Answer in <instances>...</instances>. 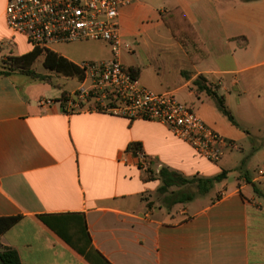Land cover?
I'll list each match as a JSON object with an SVG mask.
<instances>
[{
	"label": "crops",
	"instance_id": "1",
	"mask_svg": "<svg viewBox=\"0 0 264 264\" xmlns=\"http://www.w3.org/2000/svg\"><path fill=\"white\" fill-rule=\"evenodd\" d=\"M148 1L153 5L135 0L122 10L125 38L165 26L161 14L180 8L206 45L209 58L217 45L218 57L232 56L235 68L212 72L205 67L208 58L193 64L188 50L165 26L176 42L170 48L185 80L172 92L197 88L199 94L188 92L184 102L179 101L190 103L219 134L238 139L223 134L202 114L204 103L198 104L195 96L206 91L195 81L202 77V85L228 94L224 79L214 75H240L231 83L240 93L239 117H233L254 141V153L262 162L251 173L246 160L231 167L228 157L212 170L210 162L197 157L160 123L71 112L61 101L68 93L59 90L57 83L37 82L22 74L17 75L29 79L17 82L15 74L0 75V218L21 217L1 236L0 245L16 250L21 264H264V175H260L264 168V0ZM5 6L2 0L0 67L7 57L32 51L24 41L28 48L16 52L19 36L7 27ZM128 67L139 70L144 86L162 91L158 84L143 83L140 67ZM251 91L256 92L253 98ZM223 98L230 107V96ZM133 143L141 144L153 162L152 175L140 169L128 151ZM253 144L246 142L251 150ZM246 150L243 145L239 148ZM163 168L188 178H211L223 171L228 176L214 186L215 196L191 212L177 205L168 209L157 200ZM175 189L180 190L173 187L170 193ZM43 218L66 234L82 233L85 225L91 244L79 253Z\"/></svg>",
	"mask_w": 264,
	"mask_h": 264
},
{
	"label": "built area",
	"instance_id": "2",
	"mask_svg": "<svg viewBox=\"0 0 264 264\" xmlns=\"http://www.w3.org/2000/svg\"><path fill=\"white\" fill-rule=\"evenodd\" d=\"M134 1L6 0L5 21L13 35L23 38L32 49L52 50L55 45L75 42H104L110 46L112 59L77 65L84 80L66 95L65 103L71 112L160 123L198 157L210 163L220 162L229 150L238 147L206 124L173 92H155L145 87L122 63L126 43L120 16ZM131 153L138 166L148 171L153 162L141 151ZM260 175H264V168Z\"/></svg>",
	"mask_w": 264,
	"mask_h": 264
},
{
	"label": "rangeland",
	"instance_id": "3",
	"mask_svg": "<svg viewBox=\"0 0 264 264\" xmlns=\"http://www.w3.org/2000/svg\"><path fill=\"white\" fill-rule=\"evenodd\" d=\"M144 4L153 5L152 2L146 0H139ZM2 0H0L1 4ZM123 39L127 42L124 44L122 49L121 59L123 63L127 66L134 65L136 67H140L142 70V81L143 83L146 81L148 83H155L159 86H162V91H157L152 89L151 87L145 85V87L154 90L156 92H163V91H174L176 88L182 86L185 80L183 77L178 73V62L175 58V50L172 47L174 43V39L172 38L169 30L163 26L161 28H157L153 31H147L141 34V36L133 35V37L128 36L125 38V33L122 28ZM18 49L16 52H22L28 48L25 44L24 40L21 37L17 38ZM132 48V50H130ZM53 49L66 57L70 61L74 63L81 64L83 62H92L98 60H110L113 57L111 48L108 44L104 42H75L70 44H59L55 45ZM191 49V46L190 48ZM33 50V49H32ZM219 46H213V50L211 51L210 58L205 64V67L212 72H217L221 70L235 68L232 65V56L226 55L223 57L219 56ZM106 57V58H105ZM43 57H40L37 62L34 64L33 69L41 74L49 75L50 83L59 85L58 89L61 91H65L67 93H71L75 91L79 86V79L65 77L63 75L55 74L47 72L43 67ZM20 72L17 70L15 71V75L19 74ZM214 78L221 80L224 79V86L226 89L229 90V93L226 94L223 91L216 90L219 97L225 96L226 100L228 96H230V107L227 106L228 110L232 113V115L237 118L239 117L240 110L238 108V99L240 97V93L237 88L232 87V82L236 79H240V75H228V76H220L214 75ZM220 78V79H219ZM17 82H21V80L27 81L29 78L21 75L15 76ZM251 90V88H249ZM254 90V89H253ZM188 92H193L194 94H199L197 92V88L191 87L190 90H184L181 93L176 94L178 100L183 101V97H187ZM221 94L223 96H221ZM256 92L251 91L250 95L253 98ZM196 102L200 105H203V112L202 114L207 116L209 123L217 124L223 134L229 133L231 136L237 137L238 139H228L224 137L229 142L235 144L238 149H232L227 152V154L223 157V159L218 163H211L209 167L217 169V167L221 166L222 161L227 159L232 160V163L229 166H234L236 163L241 165L242 160H246L248 162V167L250 168V172L253 173L259 163L261 164V158L257 157L254 153L257 149V146H254V141L249 138L248 133L244 131V129L238 128L234 125L229 118L222 112L219 107L217 100L213 97L208 95V93H201L200 95L195 96ZM187 105L191 106L194 110L195 108L190 104L186 103ZM196 112V110H195ZM198 114V113H197ZM199 115V114H198ZM200 116V115H199ZM206 123V122H205ZM208 124V123H206ZM209 125V124H208ZM210 126V125H209ZM211 127V126H210ZM240 138H243L240 140ZM246 142L250 145L253 144L252 150L246 146ZM244 146L246 152L239 151L240 146ZM230 155V156H229ZM232 156V157H231ZM256 156V158H255ZM259 160V161H258ZM157 164V163H156ZM238 165V166H239ZM211 171V170H210ZM208 172V174L211 172ZM178 172V171H177ZM180 173V172H178ZM181 174V173H180ZM232 180V179H231ZM185 192L194 195V199L192 201H187L181 204H176L179 208L180 206L188 207L191 212H194L203 204L208 202L211 197L215 196V189H211L207 194H199V190L197 186L189 185L182 188ZM175 191H178L175 189ZM157 200L164 205L162 201V197L157 195ZM175 206V205H174Z\"/></svg>",
	"mask_w": 264,
	"mask_h": 264
},
{
	"label": "trees",
	"instance_id": "4",
	"mask_svg": "<svg viewBox=\"0 0 264 264\" xmlns=\"http://www.w3.org/2000/svg\"><path fill=\"white\" fill-rule=\"evenodd\" d=\"M245 1L251 2L256 0ZM161 17L165 26L170 30L173 38L188 50L189 58L193 64H199L209 57V51L206 45L200 39L198 32L187 15L180 8L166 11L161 14ZM190 46L191 49H188ZM40 57L44 58L43 67L47 72L63 75L65 77H76L80 82L84 80V74L76 64L52 50L39 48L33 49L32 51L20 56L7 57L0 67V75L10 76L15 74V71L18 70L20 72L19 74L25 75L34 81L50 83L49 75L38 73L33 69L34 64ZM129 69L137 78L140 77L138 69L133 67H129ZM201 80H203V78L199 77L195 81V85H197L201 91H206L208 95L213 96L217 100L222 112L234 125L237 126L233 115L226 108L224 98L219 97L218 94L208 86L202 85ZM66 95L67 94H63V97L61 98L62 103H65ZM128 151H141L144 154L142 145L139 143L131 144ZM139 168L141 169L140 166ZM147 172L152 175L151 167ZM227 176L228 173L223 171L219 175L211 178L198 176L188 178L177 171L163 168L160 170L159 175L162 181V186L159 188L158 194L162 197L164 205L167 206L168 209H171L176 204L192 201L194 199V195L185 192L182 188L195 184L199 190V194H207L217 183H221L227 179ZM173 187L179 188L180 190L170 193V189ZM20 219L21 217L0 218V238ZM43 220L46 221V218H43ZM46 224L55 230L61 238H63L68 244H70L81 254L84 253L83 247L91 244V239L85 225L82 233L66 234L54 229L47 221ZM0 258L3 264H21L18 252L9 247H2L0 245Z\"/></svg>",
	"mask_w": 264,
	"mask_h": 264
},
{
	"label": "water",
	"instance_id": "5",
	"mask_svg": "<svg viewBox=\"0 0 264 264\" xmlns=\"http://www.w3.org/2000/svg\"><path fill=\"white\" fill-rule=\"evenodd\" d=\"M0 264H3V262H2V260H1V258H0Z\"/></svg>",
	"mask_w": 264,
	"mask_h": 264
}]
</instances>
